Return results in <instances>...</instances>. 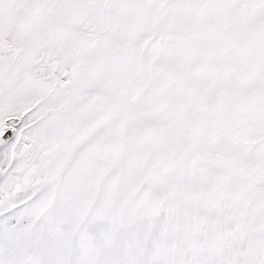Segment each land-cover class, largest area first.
I'll return each instance as SVG.
<instances>
[{"label":"snow or ice","instance_id":"obj_1","mask_svg":"<svg viewBox=\"0 0 264 264\" xmlns=\"http://www.w3.org/2000/svg\"><path fill=\"white\" fill-rule=\"evenodd\" d=\"M0 264H264V0H0Z\"/></svg>","mask_w":264,"mask_h":264}]
</instances>
